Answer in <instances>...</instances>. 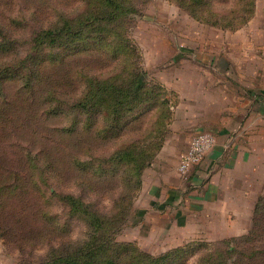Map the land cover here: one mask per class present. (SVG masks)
<instances>
[{
    "label": "rangeland",
    "instance_id": "1",
    "mask_svg": "<svg viewBox=\"0 0 264 264\" xmlns=\"http://www.w3.org/2000/svg\"><path fill=\"white\" fill-rule=\"evenodd\" d=\"M1 76L0 264H264V193L219 240L175 200L264 93V0H0Z\"/></svg>",
    "mask_w": 264,
    "mask_h": 264
},
{
    "label": "crops",
    "instance_id": "2",
    "mask_svg": "<svg viewBox=\"0 0 264 264\" xmlns=\"http://www.w3.org/2000/svg\"><path fill=\"white\" fill-rule=\"evenodd\" d=\"M249 97L248 116H238L235 128L230 127L231 121L213 129L214 146L190 172L186 189L175 197L177 201L185 197L186 209L195 212L192 217L199 212L204 219L206 216L211 227L208 233L216 235L210 240L218 239L220 226L250 225L257 198L264 193V93L249 92Z\"/></svg>",
    "mask_w": 264,
    "mask_h": 264
},
{
    "label": "built area",
    "instance_id": "3",
    "mask_svg": "<svg viewBox=\"0 0 264 264\" xmlns=\"http://www.w3.org/2000/svg\"><path fill=\"white\" fill-rule=\"evenodd\" d=\"M214 144V137L208 133H199L194 136L188 150L179 161L178 171L184 173L193 165L200 163Z\"/></svg>",
    "mask_w": 264,
    "mask_h": 264
},
{
    "label": "trees",
    "instance_id": "4",
    "mask_svg": "<svg viewBox=\"0 0 264 264\" xmlns=\"http://www.w3.org/2000/svg\"><path fill=\"white\" fill-rule=\"evenodd\" d=\"M122 8H125L126 9L127 7L121 6L120 9H122ZM246 12H249V7H248V9H247ZM109 16H110V18H109L110 20H114L116 18V13L115 14H109ZM1 78H2V76L0 77V97H3L4 94H3V86H2V83H1ZM29 82L30 81H26V83L24 85L25 88L28 91H29V89H28L27 85L29 84ZM144 86H145V77H144V75L143 74L136 75V79L134 81V85H133V88L132 89H133V92H135L137 94V96H138L139 99H141L143 97V95H144L143 90H142V87H144ZM162 102L165 103L166 101L163 100ZM163 129H164V127H163ZM163 129L162 128H158L156 126L155 129H154V132H153L154 133V136L161 137V141H162V132H163ZM136 145H140V143L137 142L135 144V146ZM143 145H144V143H142L141 146H143ZM134 162H135V160L133 161V163ZM260 199H262V198H260ZM260 203L261 202H258V201H256V203H255V206H254V210H255L254 213H256L255 217L258 216L257 215L258 209H263V206Z\"/></svg>",
    "mask_w": 264,
    "mask_h": 264
}]
</instances>
